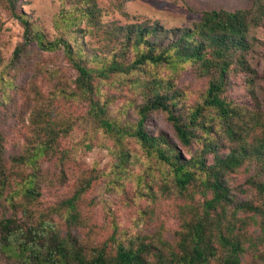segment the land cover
Returning <instances> with one entry per match:
<instances>
[{
  "label": "trees",
  "instance_id": "trees-1",
  "mask_svg": "<svg viewBox=\"0 0 264 264\" xmlns=\"http://www.w3.org/2000/svg\"><path fill=\"white\" fill-rule=\"evenodd\" d=\"M16 1H0L4 10L23 28V42L15 48L7 63L12 72L9 79L19 73L22 62H18L30 44H35L41 51L62 49L76 75L71 82L74 85L72 89L58 86L60 95L85 102L97 125L114 137L119 146L124 145L123 140L132 139L149 162L156 165V169L149 166L145 174L137 176L139 181L147 182L148 190L144 188L140 193L153 200L152 184L155 181L146 177L158 175L161 177V194L181 198L186 203L180 208L179 230L172 244L160 238L155 239L157 245L153 246L147 242L148 237L136 235L126 244L120 242L115 245L113 252L102 246L87 255L73 238L60 237L49 223H33V214L16 202L15 196L19 194L29 199L38 196L33 182L34 173L22 181L18 191L5 197L6 177L0 173V199L5 198L10 210L9 215L0 219V258L6 255L16 264H245V257L250 252L254 259L258 258L264 264V204L236 200L229 180L230 174L251 160L260 163L259 171L264 174V113L249 115L247 120H243L247 113L223 97L236 52H240L236 62L241 68L252 71L244 58V52L250 49L247 31L253 20L250 19L252 11L207 10L201 13L195 27L181 29L176 35L172 31L163 33L157 25L142 23L126 26L114 34L102 23L101 9L97 5L85 6L84 1L79 0L56 22L61 27L63 25L67 36L72 33L70 29L74 30V41L70 42L61 35L48 42L31 22L16 11ZM256 7L264 12L263 6L261 9V6ZM170 32L175 41L166 45L157 42L160 36L167 39ZM84 34L98 37L99 47L85 50L84 42L76 40ZM114 35H119V38H113ZM207 45L213 46L212 59L205 56ZM186 62L196 66L199 76L213 74L203 92L201 104L181 112L182 94L174 89L173 84H164L155 76L147 84L144 81L140 84L136 81L137 85L131 82L133 89H139L143 103L133 105L134 102L130 101V104L119 108L124 114L129 109L132 111L130 122L125 119L122 124L111 117L108 111L111 100L104 99L107 93L104 88L110 86L114 78L141 73L146 66ZM119 82L123 83V77ZM36 94L38 107L34 108L31 124L46 135L47 141L37 144L33 153L25 157L23 163L31 167L37 165L40 158L51 155L55 138L66 133L67 128L62 120H55L52 116L50 105L55 95L43 100L39 99L37 91ZM153 112L164 114L173 136L160 132L155 134L147 128L148 117ZM219 125L223 136L235 144L226 153L220 150V138L213 139L214 135H220ZM258 129H261L259 135L255 134ZM252 133L253 141L249 144L246 139ZM196 144L198 150L192 151ZM181 149L188 154L187 157L181 154ZM208 156L211 163L207 162ZM131 157L129 152L119 149L121 174ZM18 159L23 160L24 157ZM155 170L159 172L157 175ZM246 181L255 189L256 196L264 201V181L255 175ZM91 182L90 179L82 182L75 193L55 209L66 210L69 224L82 223L77 203ZM18 208L22 211L20 214ZM252 227L257 228L256 235ZM110 239L114 241L113 237Z\"/></svg>",
  "mask_w": 264,
  "mask_h": 264
},
{
  "label": "rangeland",
  "instance_id": "rangeland-1",
  "mask_svg": "<svg viewBox=\"0 0 264 264\" xmlns=\"http://www.w3.org/2000/svg\"><path fill=\"white\" fill-rule=\"evenodd\" d=\"M77 1L79 0H17L16 11L32 23L44 40L54 41L62 35L73 42L74 30L70 29L72 33L67 36L64 34L66 29L63 25L61 27L56 22ZM83 1L85 6L95 4L101 9L102 23L114 34H118L126 26L142 23L146 26L157 25L162 28L163 33L172 31L176 35L181 29L195 27L200 21L201 13L207 10H251L250 19L253 20L250 21L247 31L250 49L244 52V58L252 71L241 68L236 62L240 52H236L229 68L223 97L247 113L243 120H247L249 115L264 113V12L261 13L256 7L258 5L261 6L260 9L263 8L264 0ZM113 38L118 39L119 35H114ZM76 40L84 42L83 48L88 51L100 45L98 37L91 38L88 34L79 36ZM172 41L175 40L170 32L167 39L160 36L157 42L166 45ZM22 42V26L4 10L0 2V173L6 177L3 196L12 192L14 194L21 188L22 181L34 173L33 182L38 196L29 199L19 194L15 196L16 202L33 214V223H49L60 237L73 238L87 255L102 246L113 252L115 245L120 242L126 244L136 235L148 237L147 242L153 246L157 245L155 239L160 238L172 244L179 230L180 208L186 202L181 198L161 194V177L157 175V170L154 171L157 176L146 177L155 181L152 184L154 199L140 193L144 188L147 189V182L139 181L137 176L145 174V169L149 166L156 169V165L149 162L132 139L123 140L124 145L119 146L114 137L97 125L88 113L85 102L74 98L66 99L60 95L58 86L72 89L74 85L71 82L76 75L62 49L41 51L35 44H30L18 62H22L19 73L9 79L12 72L7 63L15 48ZM102 43H105L103 39ZM212 50L213 46H206L204 52L207 58H213ZM212 75L199 76L196 66L188 62L146 66L141 73L114 78L110 86L104 88L107 92L104 99L111 100L108 105L111 117L122 124L125 119L130 122L132 111L129 109L124 114L119 108L130 104V101L134 102L133 105L143 103L139 89H133L131 82L137 85L136 81L139 84L144 81L147 84L156 76L164 84H173L174 89L182 94L180 111L183 112L201 104V97ZM122 77L123 83H120ZM36 91L40 94L39 99L43 100L55 95L50 105L52 116L55 120H62L67 128L66 133L55 138L51 155L40 158L37 165L31 167L23 163L25 157L33 153L37 144L47 141L46 135L42 131L38 132L31 124L33 113L38 107ZM146 126L155 134L160 132L169 137L173 136L164 114L160 112L151 113ZM218 130L220 135H214L213 139L220 138V150L226 153L235 144L223 136L220 125ZM255 134H261V129L256 130ZM252 135L253 133L246 139L249 144L253 141ZM198 147L197 144L194 145L192 151L198 150ZM120 148L132 156L122 174L118 168ZM181 154L188 156L182 149ZM20 156L24 159H18ZM207 162L211 163L210 156L207 157ZM259 168L260 163L251 160L245 162L236 173L229 175L231 192L236 200L264 204L263 199L256 196L255 189L246 181L251 175L264 181V174L260 173ZM87 179L92 181L90 188L77 203L82 223L69 224L66 221V210L55 209L60 202L72 196ZM4 199H0V219L10 214ZM21 212L18 208V213ZM252 229L256 235L257 228ZM245 261V264H262L250 252L247 253ZM0 264L16 263L5 255L0 258Z\"/></svg>",
  "mask_w": 264,
  "mask_h": 264
}]
</instances>
